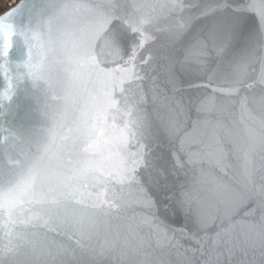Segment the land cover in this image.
<instances>
[{
  "label": "water",
  "instance_id": "water-1",
  "mask_svg": "<svg viewBox=\"0 0 264 264\" xmlns=\"http://www.w3.org/2000/svg\"><path fill=\"white\" fill-rule=\"evenodd\" d=\"M248 3L19 0L0 14V36L12 42L6 60L0 56V92L5 72L13 86L11 103L0 100V159L35 150L45 81L55 71H45L51 46L43 26L54 6H67L69 26L83 23L82 46L101 33L111 46L113 55L88 69L96 103L77 132L89 156L74 187L82 206L121 205L93 237L92 253L106 264H264V15L258 20ZM156 110L168 117L166 140L147 127ZM145 162L157 180L151 214L133 188ZM3 175L0 257L52 251L89 264L75 240L49 227L50 200L61 193L39 190L35 175L5 188ZM197 207L214 223L201 227Z\"/></svg>",
  "mask_w": 264,
  "mask_h": 264
},
{
  "label": "clouds",
  "instance_id": "clouds-1",
  "mask_svg": "<svg viewBox=\"0 0 264 264\" xmlns=\"http://www.w3.org/2000/svg\"><path fill=\"white\" fill-rule=\"evenodd\" d=\"M66 8V5H55V10L43 21L51 46V58L45 64V71H55L45 81L44 103L38 111L39 127L32 142L35 150H22L19 159H0V169L4 171L2 179L5 188L25 175H35L41 191L55 187L61 195L50 200L52 223L49 227L53 231L58 230L68 240H75L81 252L91 257L89 264H106L108 257L92 253L95 246L93 237L99 238L102 225L108 217H115L121 211V205L98 207L89 202L87 206H82V199L74 187L81 182L79 170L89 156L85 151L86 140L77 132L96 103L95 90L87 79L88 69L94 59L101 56L108 58L113 53L103 33L88 38L82 46L85 27L82 22L69 26ZM167 119V115L158 110L147 114V127L153 136L168 138ZM54 141H63V146L55 148ZM101 182L108 183L106 178ZM156 183L147 162L142 170H136L133 188L138 193L137 198L146 205L142 207L146 214L152 213ZM118 191L113 186V194ZM0 264H79V261L73 256L70 262L63 258L62 253L49 251L47 255L24 261L15 255H5L0 257Z\"/></svg>",
  "mask_w": 264,
  "mask_h": 264
},
{
  "label": "snow or ice",
  "instance_id": "snow-or-ice-1",
  "mask_svg": "<svg viewBox=\"0 0 264 264\" xmlns=\"http://www.w3.org/2000/svg\"><path fill=\"white\" fill-rule=\"evenodd\" d=\"M241 2L243 3V0H241ZM246 7L254 9L252 14L257 16L258 20L261 15H264V0H249V3L246 5ZM207 14L211 15L214 13H207ZM217 34L222 35L223 34L222 30L218 32ZM11 47H12V42L10 40H5L3 36H0V56L4 57L5 60L11 53ZM12 94H13V86H12L11 81L8 80L7 73L5 72V86H4V90L0 92V100L6 99L9 101V103H11ZM94 118L97 121L101 120L103 118L102 113H97ZM85 127L91 132L94 130L95 126H90L86 122ZM84 171H86V168L80 169L79 174H83ZM191 200H192L191 195L185 194V201H191ZM192 211L195 212L197 221L201 227L207 228L211 223H214L215 221L216 217L212 215L209 218V216L203 211L202 207H197L193 209ZM249 211H253V210H249ZM219 235L220 234L217 233V238H219ZM258 239H259V245H260L261 251L262 253H264V235L260 236ZM249 243L254 246L256 241L250 239ZM209 264H214V262L209 261Z\"/></svg>",
  "mask_w": 264,
  "mask_h": 264
},
{
  "label": "built area",
  "instance_id": "built-area-1",
  "mask_svg": "<svg viewBox=\"0 0 264 264\" xmlns=\"http://www.w3.org/2000/svg\"><path fill=\"white\" fill-rule=\"evenodd\" d=\"M19 0H0V14L15 6Z\"/></svg>",
  "mask_w": 264,
  "mask_h": 264
}]
</instances>
